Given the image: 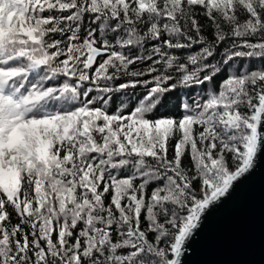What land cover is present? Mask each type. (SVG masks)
Instances as JSON below:
<instances>
[{"label":"snow or ice","instance_id":"snow-or-ice-1","mask_svg":"<svg viewBox=\"0 0 264 264\" xmlns=\"http://www.w3.org/2000/svg\"><path fill=\"white\" fill-rule=\"evenodd\" d=\"M262 157L264 0H0V264H186Z\"/></svg>","mask_w":264,"mask_h":264},{"label":"water","instance_id":"water-1","mask_svg":"<svg viewBox=\"0 0 264 264\" xmlns=\"http://www.w3.org/2000/svg\"><path fill=\"white\" fill-rule=\"evenodd\" d=\"M186 264H264V157L210 214Z\"/></svg>","mask_w":264,"mask_h":264},{"label":"trees","instance_id":"trees-1","mask_svg":"<svg viewBox=\"0 0 264 264\" xmlns=\"http://www.w3.org/2000/svg\"><path fill=\"white\" fill-rule=\"evenodd\" d=\"M140 90L139 89H137V93L139 92ZM161 111H163V110H161Z\"/></svg>","mask_w":264,"mask_h":264}]
</instances>
